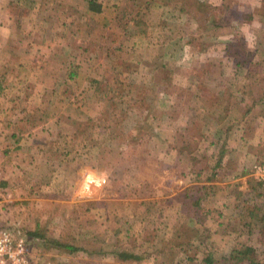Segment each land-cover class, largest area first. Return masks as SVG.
<instances>
[{"label":"crops","instance_id":"crops-1","mask_svg":"<svg viewBox=\"0 0 264 264\" xmlns=\"http://www.w3.org/2000/svg\"><path fill=\"white\" fill-rule=\"evenodd\" d=\"M54 1L55 11L50 14L52 20L46 24L43 19L47 20V18L40 16V19L38 18L40 21L33 24L32 16L35 17L36 14L33 13L28 0H0V147L6 149L4 152L7 154L13 153L10 157L7 155L10 158L11 168L18 171L13 174L25 175L24 170L34 164L49 166L52 163V167L59 166L62 164L61 160L66 159L70 154L57 156L56 144L55 146H51L52 143L45 144V138H51L56 134L54 133L56 127L63 124L66 126L65 123L68 121L70 124L68 128H71L68 132L72 134L66 136V141L68 139L69 143L70 137L72 143L75 142L76 133L79 132L81 134L77 138H81L82 134L86 135L93 129L109 131L108 125L98 122L97 118L118 107L122 109L121 113L129 110L134 112L133 108L136 107L138 114L147 115L149 112L150 117L164 116L169 132L174 131L171 125L175 122L173 118L176 116L181 117V126L196 125L198 132L203 129L204 118L199 117L201 114L199 111H191L188 104L179 110L175 105H171L176 99V95L174 99L173 95L177 90L173 85L187 83L189 79L185 82V79L177 74L175 79V75L168 69L172 64L171 59L183 52L185 44L191 46L194 59L199 61L198 53L202 52L204 46L201 44L200 36L205 35L208 25L213 28L208 29L209 32L212 30V37L223 34L218 33L219 31L215 32V29L218 30V27L222 26L218 7L212 6V1L90 0L91 3L99 5V9L90 8L88 0ZM251 1H253L252 5L256 3V0ZM145 7H148L149 11L143 18L145 27L143 26L140 32L134 18H141L142 15H137ZM210 8L215 9L214 14L209 13ZM244 9H246L245 4ZM157 48L161 50V54L159 57H153ZM155 69H164L163 77H157ZM215 79L217 83L215 88L220 83L226 84L227 81L235 80L227 76H218ZM160 84L172 87H156L153 90L150 87L148 92H145L147 85ZM195 84L198 87V102L199 97L203 99V92L207 89L198 86L197 82ZM141 85H145L144 91L140 90ZM228 85L231 86V83ZM261 87V93L254 97L247 93L245 98L243 93L239 95L235 89L227 88L225 85L216 89V93L219 91L224 115L230 119L229 123L233 130L248 132L251 136L242 134L240 141L236 140L226 150L223 162L213 169L215 175L211 173L212 158L210 162L207 161L211 164L207 168L190 166L184 170L185 174L179 179L170 175L168 186L162 182L163 187L168 191L157 187L160 183L152 185L153 191L150 197L164 196V200L167 199V207L160 205L151 208L155 203L156 206L160 203L159 199H155L151 201L147 212L143 210V206L137 208L135 213L143 219L139 222V231L142 229L139 236L150 231L153 234L145 239L146 248L160 237L168 239L172 234L173 230L169 224L173 221H161L160 214L163 218L171 216L180 206L190 205V200H197L207 189L212 192L200 202L196 210H192L191 217L189 215L186 217L181 209L173 215L179 219L177 222L181 224L179 230L186 233L196 216L207 213V219L201 226L210 227L213 232L204 238L203 243L214 249L216 254L224 255L237 241L245 242L246 238L239 232L241 221L233 214L236 209L228 203L234 202L236 197L241 200L249 195L256 197L252 184L257 181L253 177L250 180L251 176L245 173L243 168L246 166L244 160H247V157L255 156L257 160L264 156V100H262L264 87L262 85ZM140 91L143 93L142 97ZM148 95L153 97L148 99ZM238 95L241 97L238 98ZM227 99L234 104L226 105ZM114 101L115 103L110 106ZM141 102H143L142 106H138ZM158 106L160 109L157 108ZM228 108L232 109V112ZM83 121L86 129L81 128ZM60 129L57 132L63 131ZM212 129H216V124ZM86 137L87 135L81 139L85 140ZM89 142L88 145L93 149L106 147V143H95L90 140ZM119 142L120 145L127 147L125 141L119 140L117 147ZM214 142L215 140L211 146ZM136 144L142 147L141 141L131 143V146ZM178 145L173 137L168 139L166 149L169 150L162 153L164 158L168 160L174 158L172 151L177 149ZM186 146L189 148L188 144ZM15 149L18 157H15ZM197 160L193 158L192 163L189 164H196ZM76 161L75 157L74 163ZM0 171H4L2 167ZM124 178L123 175L122 180ZM174 183L180 188H176ZM178 194L182 196L181 200ZM242 202L244 204L246 201ZM112 204L113 202L107 203V207H103L105 215L102 219L94 220L92 210L86 213L82 223L90 233H93L91 230L96 225L99 226L102 234L103 228H110L113 221L119 223L131 220L130 217L124 216V209H121L123 205L113 210ZM130 208L134 210L132 206ZM229 215L231 222L228 221ZM161 223L166 224L162 231L159 230ZM137 232L138 230L133 231L132 235L136 236ZM90 233L87 231L86 237L91 236ZM101 238L103 239L102 236ZM92 243L91 238L83 243L80 240V246L87 251L82 257L81 254L76 253L75 258L80 260L81 264H110L106 257L109 253L92 252V247L89 248ZM119 244L121 246V243ZM33 258L32 251L31 262H41L39 257ZM115 259L114 261L120 264L128 263ZM177 259V252L170 248L163 255L153 259L151 264L156 262L178 264ZM31 262L30 264H33ZM48 262L50 261L46 260V264Z\"/></svg>","mask_w":264,"mask_h":264},{"label":"rangeland","instance_id":"rangeland-1","mask_svg":"<svg viewBox=\"0 0 264 264\" xmlns=\"http://www.w3.org/2000/svg\"><path fill=\"white\" fill-rule=\"evenodd\" d=\"M210 1H212V6L218 7L217 10L220 13L219 21L222 27H218V30L215 29V32L219 31L218 33L222 32L223 34L212 37V30L209 32L208 29L213 28L208 25V29H205V35L200 36L202 46L206 45V47L201 50L202 52H200V54L198 53L200 58L197 59H199V61H206L210 56L211 62H197V60L194 59L191 66L178 64L177 62L181 59L183 52L179 53V56H175L171 59L172 64L168 71L170 70L171 73L175 75V79L176 74L182 77L183 80L185 79V82L189 79L187 83L183 82L178 83V85H173L177 90L173 95V99L175 95L176 99L171 105H175L178 110L188 104L191 111H199V113L202 114L204 110L203 99L199 97L197 102L198 87L197 84H195L196 82L198 86L207 89L204 90L205 92H202L209 96L214 95L217 88H223V85L227 86V88L231 87L235 89L239 95L243 93L244 98L247 93L251 97H254L262 91L261 81H264V22L259 20L260 18L257 14H254L255 19H246L245 22H242V26L239 25V22L243 21V18H245V14L251 12L253 9L251 6L253 1ZM255 2L254 5L259 2V7L257 5L256 9L252 10L253 13L256 12L258 8L260 11L262 8L264 9V0H256ZM244 4L246 9H244ZM214 10L215 9L212 10L210 8L209 13L214 14ZM249 30L254 33V38L247 37L246 34ZM189 39H191V37ZM256 39L261 42V46L258 49L254 48L253 45V41ZM227 42H232V51L238 54L237 61L239 62V66L235 65L236 59L231 55H225L223 53L224 56H220L222 45ZM245 48L248 49L247 52ZM160 54L161 50L159 51L157 48V51L153 53V57H159ZM260 60L261 63H259ZM155 70L157 77H163L165 73L164 69ZM218 76H227L235 80L232 82L227 81L226 84L220 83L217 85V88H215L217 84L215 78ZM229 83H231V86L228 85ZM150 87L153 90L156 87L171 88L172 86L160 84L152 86L147 85L145 88V85H141L140 90L144 91L145 88V92H148ZM140 95L142 97L143 93L141 92ZM239 95L238 98L241 97ZM147 97L151 99L153 96L148 95ZM210 98L211 97H209V99ZM262 100H264V98ZM113 103H115V101L110 103V106L113 105ZM142 103L143 102L139 103L138 106H142ZM227 104L232 106L234 102H229L227 99L226 105ZM157 105H159L158 101ZM157 108L160 109L159 106ZM133 109L134 112L129 110L128 112L121 113L122 109L118 107V109L116 108L111 112L98 116V122L107 124L109 131L106 129L101 131L93 129L91 131L92 133L88 131L86 134L88 140L87 137L85 140L81 139L83 136H86L85 134H82L81 138H77V136L81 134V132H79V134L76 133L75 142L72 143V137H70L69 139L71 142L69 143L67 142L69 141L68 139L66 141V136L72 135L68 132V129H71L68 128V125L70 126L69 121L67 123L64 122L66 126L64 124L62 126L58 125L55 132L53 131L56 134L51 138H45V144L52 143L51 146H55L56 144L57 148L55 154L57 153V156L70 155L66 159L63 158L61 160L62 164L59 166L52 167V163L49 164V166L38 164L31 165L24 170L26 176L23 173L13 174V172H18L13 170L10 166L9 157L12 156L13 153H11V155L7 154L4 152L6 149L4 150V148L0 147V167L4 170L0 171V228H10L15 231V233L18 232L21 236L25 237L29 243L30 251L32 250L34 252V258L39 257L41 260V262L37 261L36 263L32 261L33 264H46V260H49L51 264H81L80 260L75 258L76 253L62 254L58 252V249L49 248L47 245L43 244L40 239H31L28 232L33 228L34 224L37 229L43 233L46 239L58 238L59 240H67L70 235H75L77 229L79 231L85 230L90 233V230L83 225L86 213L92 210L91 213L94 215V220L102 219L105 215V213H103V211H105L103 207H107V203L112 202L113 210L119 205H123L121 209H124V216L127 218L130 217L131 220L129 219L130 221L119 223L113 221V223L110 224L112 225L110 228H103L102 234L99 226L96 225V227H93V230H91L93 233H90L91 236H89V238H91L93 243H100L108 239L106 243H110L113 246L102 248L107 254L113 248H117V250H122L123 252L142 253L146 248L145 242L147 238L153 234L150 231V233L139 236V234L142 233V229L139 231V222L143 219L140 218L138 213H135L137 208L140 209V207L143 206V210L147 212V208L150 206L151 201L155 199H159L160 203L158 206H156L157 204L155 203L151 208H157L160 205L167 207V199L165 201L164 196L155 197L154 195L150 197L153 191L152 185L160 183L157 187L161 190L168 191L165 190L162 182H165L168 186L170 175L175 179H179L185 174L186 171L184 170L190 166L197 165L198 167L202 166L207 168L211 165L208 164L207 161L210 162V159L213 158L216 152V148H213L214 146H211V144L214 140L216 141L218 134H220L212 129L213 126L215 127V123H212L213 121L206 119L203 129L198 132L196 131V125L181 126V117L176 116L173 118L175 122L171 125L174 131L169 132L166 128L164 116L153 115L150 117L149 112L147 115H143L136 112L138 108L135 107ZM228 110L232 112V109L228 108ZM81 118L84 119L83 116H81ZM82 123L83 126H81V128L86 129L84 121ZM150 127L153 132L150 131ZM59 129L64 132H57ZM236 132L237 134H235V136L237 139L239 138L238 140L236 139L237 141H240L242 134L251 136V133L249 134L248 132L240 130H236ZM171 137H173L174 141L178 144L187 142L190 148L186 147L183 148V150L173 149L174 158L168 160L164 158L165 156H163L162 153L165 150H169L166 149V141ZM89 140L95 143H106V147L102 146L98 149H93L90 147L91 145H88L90 144ZM118 140L125 141L127 147L120 145V142L117 147L116 144ZM140 141L142 147H140V144L131 146V143H140ZM68 144L72 146L69 147ZM8 150L7 148V151ZM91 150L93 151L91 152ZM236 150H238V148H236ZM240 151H242V149H240ZM14 154L15 157H18L16 149ZM7 155H9V157H7ZM75 157L77 161L74 163ZM263 157L264 156H261V158L257 160L255 156L247 157V160H244L246 166L243 168V171L249 173L251 176L249 178L250 180L254 178L251 174L252 164H264ZM193 158L198 159L197 163L190 165L189 162L192 163ZM13 165H15V163ZM84 167L106 170L109 174V186L106 185L102 190L97 191L91 199L80 198L76 193L80 180L79 173ZM123 175L125 176L124 180H122ZM246 181L251 182L248 180ZM174 185L176 188H180L177 184L174 183ZM178 197H180V200L182 199V196L179 194ZM146 200L147 202L145 203ZM193 200H188L189 204ZM252 200L253 196L249 195L246 202H251ZM228 204L233 205L235 208V204L232 201ZM131 206L134 210H131ZM175 213H177V210H175L171 216L162 217L161 221L166 222L169 217L174 220L176 218V216L173 217ZM233 214L236 215L234 216L235 218L238 220L240 219L237 211ZM231 215L228 216L229 219ZM229 219L228 221L231 222L232 220ZM160 226L159 230L162 231L166 224L161 223ZM137 230V235L133 236V231ZM86 239L87 237L82 238L81 243ZM119 243H121V246ZM91 247L94 248L93 245L89 246V248ZM78 254H81L82 257L85 253L79 252ZM259 255L257 258L262 260ZM106 257L110 264H120L114 261L116 259L111 253ZM123 264L143 263L129 261ZM156 264L159 263L156 262ZM160 264L163 263L160 262Z\"/></svg>","mask_w":264,"mask_h":264},{"label":"trees","instance_id":"trees-1","mask_svg":"<svg viewBox=\"0 0 264 264\" xmlns=\"http://www.w3.org/2000/svg\"><path fill=\"white\" fill-rule=\"evenodd\" d=\"M28 2L33 9V13L36 14L35 17L32 16L33 24H35V22L37 21H40V16L47 18V20L42 18L45 21L44 23L46 24L52 20L50 14L51 12L55 11L56 3L54 0H44V2L43 0H28ZM88 5L90 8L99 9V5L91 3L90 0H88ZM257 5L259 7V2L256 5H252V10L256 9ZM252 10L251 12L245 14V18H243V21L239 22V25L242 26V22H245L246 19H255L254 16L256 14L259 16V20H262L264 22V9L262 8L260 11V9L258 8V10H256V12L254 13L252 12ZM148 11L149 8L145 7V9L141 10V13H138L137 15H142L141 18H134V22L140 32L142 31L141 28L143 26L145 27L143 18L148 14ZM216 23L217 22L215 20V24ZM253 45L254 48L258 49L261 46V42L256 39L255 41H253ZM205 47L206 45L203 46L202 50ZM232 47V42L224 43L220 50V56H224L223 53L225 55H231L236 59L235 65L239 66V62L237 61L238 54L232 51ZM247 51L248 49H246V52ZM209 57L207 61L211 62V57ZM259 63H261V60ZM261 85L264 87V82L261 81ZM209 97L211 98L209 99ZM221 102L222 101L218 92L212 96L204 93V110L199 116L201 118H204V121L206 119H210L211 121H213L216 124V132L220 133L218 134L217 139L213 145V148H216V152L214 153L213 164L211 166L212 175H215L216 173L213 169L221 164V162H223L226 150L229 149V147H231V145H233V143L237 139V137L235 136L237 132L233 130L232 125L229 123L230 119L226 115H224V108L221 106ZM186 145L187 143L184 145H181L180 143L176 148L178 150H183V146L184 148H186ZM207 187H205V189H207ZM252 189L255 191L254 195L256 197L254 198L253 196V200L251 202H245L243 204L242 201H247V197H243L242 200L241 198L236 197L234 198L233 202L235 204L238 217H240L239 220L241 221L239 232L240 234H243L245 236L246 240L245 242L237 241L231 247L229 252L224 255L216 254V251L214 249L203 243L204 238L208 237V234L213 232L210 227L201 226V224L204 223L207 219V213L196 216L192 222V226H190L186 230V233H182L179 230V226L181 224L177 223L179 221L177 217L174 220L171 217L167 218L168 221H173L169 224V226L173 230L170 237L168 239L160 237L155 243L151 244L140 254L123 252L122 250H117V248L111 249L109 253L123 262L134 261L143 264H151L153 263V259L157 258L160 255H163L166 250H169L171 248L174 249L178 254V264H264V182H253ZM211 192L212 191L209 189L203 191L201 193V197H199L197 200H193L190 205L184 204L183 207H180L179 209L185 212L186 217L188 215L189 217H191L192 210H196L200 205V202L207 198L209 196V193ZM162 217L163 216H161L160 214L159 218ZM185 219L187 220V218ZM28 234L31 236V239H40L43 244L47 245L49 248H55L56 250L58 249V252L62 254H75L79 252L86 253L87 251L85 248L80 246V240L82 238H85L87 234V231L85 230L79 231L77 229L75 235H70L67 240H59L58 238L46 239L43 233L39 231L34 224L33 228L28 232ZM87 239H89L88 236ZM92 245L94 246V248H92V252H97L99 254L101 252L105 253L104 249L102 248H105L106 246H113L110 243H106V241L93 243ZM259 254L261 255L262 260H258L256 258V256Z\"/></svg>","mask_w":264,"mask_h":264},{"label":"clouds","instance_id":"clouds-1","mask_svg":"<svg viewBox=\"0 0 264 264\" xmlns=\"http://www.w3.org/2000/svg\"><path fill=\"white\" fill-rule=\"evenodd\" d=\"M247 37L254 38V33L249 30ZM194 61V54L191 46L185 44L181 59L177 62L182 65L191 66ZM80 180L76 193L80 198L91 199L92 196L99 190H102L109 183V174L106 170H100L92 167H84L80 170ZM14 239L9 232H0V264H8V261L3 259L8 257L11 264H28V259L25 256L24 241H19L17 248H11V242Z\"/></svg>","mask_w":264,"mask_h":264},{"label":"built area","instance_id":"built-area-1","mask_svg":"<svg viewBox=\"0 0 264 264\" xmlns=\"http://www.w3.org/2000/svg\"><path fill=\"white\" fill-rule=\"evenodd\" d=\"M251 174L253 175L254 179L256 181H263L264 182V164L258 163L255 164L253 163L251 166ZM9 232L12 234L14 239L11 242V248L16 249L19 241L23 240L24 244L23 247L25 248V256L28 259V264H30L31 260V251H30V246L25 237L21 236L18 232L15 233V231L11 230L10 228L4 227L0 228V232ZM3 259L8 261V264H11V261L8 260L7 256H4ZM47 264H51V262H48Z\"/></svg>","mask_w":264,"mask_h":264}]
</instances>
